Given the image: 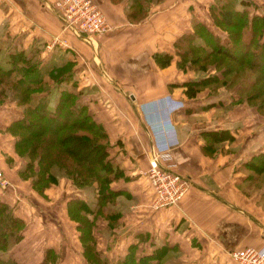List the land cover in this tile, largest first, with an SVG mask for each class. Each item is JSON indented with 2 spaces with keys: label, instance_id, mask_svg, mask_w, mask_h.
Instances as JSON below:
<instances>
[{
  "label": "crops",
  "instance_id": "0c3cea01",
  "mask_svg": "<svg viewBox=\"0 0 264 264\" xmlns=\"http://www.w3.org/2000/svg\"><path fill=\"white\" fill-rule=\"evenodd\" d=\"M55 1L0 0V63L8 66V57L20 50L31 63H38L36 67L43 66L51 108L59 90L77 95L104 129L115 165L132 174L131 180L121 183L127 194L141 200L150 196L151 203V188L138 171L146 166L157 139L170 132L174 135L170 155L176 170L188 179L178 203L150 208L141 225L139 218L131 219L128 231L134 226L144 229L131 234L127 245L139 244L162 264H235L231 250L264 246V173L249 164L264 155V112L233 89L188 94L187 74L175 67L179 56L174 41L190 32L191 16L212 27L213 0H206V16L200 11L202 0H154L147 15L136 22L126 17L127 0H92L109 28L82 37L63 28ZM154 53H168L170 63L158 66ZM172 106L177 108L170 115ZM19 117L21 109L14 101L0 102V172L5 180L0 200L10 206L26 204L25 212L32 213V196L26 200L27 179L19 175L24 159L16 154L8 130ZM169 117L174 131L166 121ZM210 132L222 133L221 139L210 144L208 138L214 137ZM13 211L24 220L17 208ZM119 244H124L123 238L115 240L112 250Z\"/></svg>",
  "mask_w": 264,
  "mask_h": 264
},
{
  "label": "trees",
  "instance_id": "16d2710c",
  "mask_svg": "<svg viewBox=\"0 0 264 264\" xmlns=\"http://www.w3.org/2000/svg\"><path fill=\"white\" fill-rule=\"evenodd\" d=\"M127 1L126 17L136 22L147 15L149 4L154 0ZM260 11L259 5L251 0H213L209 5L212 27L224 33V36L194 21L190 32L176 38L173 46L179 55V67H196L204 72L207 64H210L216 71L215 75L191 81L185 89L188 94H193L196 86L218 82L226 73L236 77L244 69L253 76L248 82L244 79L241 81L248 83L243 86L251 87L246 99L258 109H264V13ZM153 58L158 66L164 67L170 63L172 56L154 53ZM6 62L8 66L0 63V96L7 94L9 86L11 101L21 109V117L12 121L8 130L16 134L15 151L39 162L31 185L40 190L47 188L46 184L54 180V176L48 172L52 164L67 169V176L77 187L97 185L101 194L97 196L96 210L80 197L67 199L65 209L69 219L76 222L85 260L105 264L94 249L91 235L93 218L90 216L102 213L99 206L101 209L106 207L107 199H112L115 194L109 189V184L118 176V172L110 177L112 168L108 160L107 135L72 91L59 90L55 106L51 108L48 105L50 90L43 80L45 68L31 63L24 51L12 53ZM44 91L46 96H41L40 93ZM210 134L221 137L222 133ZM90 152H95V156L89 157ZM250 163L257 167L258 172L264 171V155L254 157ZM28 168L20 171L22 176ZM12 209L8 203L0 201V264H18L6 252L22 239L25 223ZM111 214L114 218L118 216L115 211H111ZM104 215L106 218L109 216L108 213ZM51 255V248H45L38 264H48L51 261L48 256ZM128 258L126 256L119 260V264H131ZM156 258L152 253L131 260L132 264H144L143 259L147 264H162Z\"/></svg>",
  "mask_w": 264,
  "mask_h": 264
},
{
  "label": "rangeland",
  "instance_id": "374dc122",
  "mask_svg": "<svg viewBox=\"0 0 264 264\" xmlns=\"http://www.w3.org/2000/svg\"><path fill=\"white\" fill-rule=\"evenodd\" d=\"M251 1L259 5L261 11L264 13V0ZM200 7V11H203V14H205L206 16V0H202V2L200 3ZM195 20L196 18H192V16L190 17V23L194 22ZM203 21H205L206 23L205 19ZM208 23L211 24L209 20ZM209 27V29H211L212 31L220 33L222 36H224V33L220 32L218 29H214V27H211L210 25ZM175 54L179 56L177 52H175ZM178 61L179 57L175 62L176 69L180 70L179 73L181 74L186 73L187 79L189 80L184 83L185 86L191 84V81L193 80H197L202 77L207 78L215 75L216 73L213 67H210V64H207V70L201 72L196 67H179ZM252 77L253 76L250 72L243 69L242 72L236 77L233 76L232 73H226L225 77L223 79H219L218 82L196 86L194 90L200 91L206 88H209L210 90H216L217 88L233 89L239 95V97H241L240 99L245 101L251 107H254L258 112L263 113L264 109H258L255 105H251L250 103H248L249 101L246 99V96L249 95L251 91V87L247 88L246 86H243V84L247 85V82L252 80ZM242 79L247 80V82H241ZM1 87L2 86H0V88ZM7 87L9 92L10 87ZM8 92L7 94H3L0 96V102L8 99L11 100L10 93ZM12 134L14 136V140L16 141V134ZM208 139H211L210 141L208 140L211 144L216 142V140H220L221 138L213 137ZM110 146L111 145L109 143V147ZM16 154L24 159L23 165L21 164V171H23L27 166L29 167L24 171V176H22L21 173H19V175L27 179V186L25 188V191L30 197L27 196L26 200L31 199L32 196L31 200H33L34 203L29 207L33 208L34 212L27 213L29 210L26 204H17L16 202L11 204L12 208H14L15 210L17 208L19 210V213L21 215H24L25 226L22 239L17 244L13 245L6 252V254L14 258L18 262V264H38L43 258L44 249L51 248L53 256H48V259H51L48 264H93L86 261L83 256L82 245L78 238L79 230L76 227V222L69 219L66 214L65 201L73 197H80L84 199L93 210H96L97 196L101 194V190H98L95 183L82 188L77 187L67 176L66 173L68 172V170L63 168L62 166H59L58 164H52L51 166H49L48 172L54 176V180L50 184H46L47 188H44V190L35 188L31 184L34 175L39 169V162L37 161V159H32L27 155L18 154L17 152ZM95 154V152H90L89 157L92 158L95 156ZM109 154L110 152L108 149V160L112 168L110 177H113L116 171L118 172V176L109 184V189L115 191V194L112 199H107L105 203L106 207L101 209V207L99 206V209L102 211V213H99L94 217L90 216L91 218H93L91 235L94 239V249L97 251V256L101 260H105V264H119V260L125 258L126 256L130 257L127 260H129V262L132 264L131 259L133 257L137 259V257L141 255H149L144 250H140L139 244L138 247L133 243H130V245L127 244L128 241H131V234L140 231V229H144L141 226H134L130 231H128L131 223L134 222V220L131 219L134 218L138 220L139 218V225H141V223H143L141 220L143 218L142 215L144 216L150 214V196L145 197L142 200L139 197L136 199L134 195H130L129 193L127 194L126 188H120L125 187L124 184L121 185V183L131 180L132 174L124 173L122 168H119L117 165H115L114 157H110ZM147 167L148 159L146 162V166L142 169H139L138 175L143 177V181L144 183L146 182V185L148 184L150 191V185L146 175ZM261 173H264V171H261ZM111 211H115L116 213H118V216L114 218V216L111 214ZM103 213H108V218H106ZM138 214H140V216H138ZM122 215L123 219L119 221ZM122 232L128 235L123 237ZM100 233H102V235ZM117 234H120V236H118ZM145 234L147 236L143 237V241L146 242L149 233L145 232L144 235ZM103 236H105V238ZM119 238H123L124 244H119L117 250H112V247L115 244V240ZM105 239L107 241L106 244ZM105 245L110 246V249H108ZM142 246L144 248L149 247H146L144 244ZM120 249L126 250L125 252H123L124 250ZM142 261L144 262V264H147V261L145 259H143Z\"/></svg>",
  "mask_w": 264,
  "mask_h": 264
},
{
  "label": "built area",
  "instance_id": "2783aa9c",
  "mask_svg": "<svg viewBox=\"0 0 264 264\" xmlns=\"http://www.w3.org/2000/svg\"><path fill=\"white\" fill-rule=\"evenodd\" d=\"M53 7L63 28L78 37L101 34L109 28L103 13L92 0H56ZM176 108L177 106L169 107L170 115ZM166 121L174 131L171 118ZM160 132L169 133L167 130ZM173 136L170 132L157 139L148 156L146 175L152 192V210L175 205L188 188V179L176 170V164L170 155ZM4 184L5 180L1 179L0 172V185ZM229 256L235 264H264V246L234 249L229 252Z\"/></svg>",
  "mask_w": 264,
  "mask_h": 264
}]
</instances>
